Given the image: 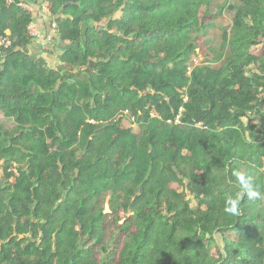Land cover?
<instances>
[{"label":"trees","instance_id":"16d2710c","mask_svg":"<svg viewBox=\"0 0 264 264\" xmlns=\"http://www.w3.org/2000/svg\"><path fill=\"white\" fill-rule=\"evenodd\" d=\"M211 3L0 0V264H264V0L193 65ZM236 172L259 195L230 215Z\"/></svg>","mask_w":264,"mask_h":264},{"label":"rangeland","instance_id":"374dc122","mask_svg":"<svg viewBox=\"0 0 264 264\" xmlns=\"http://www.w3.org/2000/svg\"><path fill=\"white\" fill-rule=\"evenodd\" d=\"M223 6L221 11H218L217 5ZM238 0H212L211 7L209 13L213 15V17L209 20L207 26L200 32L202 39L205 40L204 45L202 46L200 57H195V63H207L213 67H216L220 64V61H212L210 59L213 57V52H211L210 48H214L218 50V47L221 44V35L224 30H229L231 26V20L234 11L228 10L227 6L230 4H237ZM27 8L32 10L33 14L36 16V12L38 8L42 11V13L46 14V19H42L41 22L31 23L29 26L30 33L35 35V40L31 44V53L36 56H43L47 62V64L52 68H57L59 64H61L59 60V55L62 54L64 50V45L59 39V35L56 33L55 25L50 28V19L49 11L47 6L45 5H27ZM121 12H117L114 15V18H118ZM49 21V24H48ZM208 56H204V55ZM71 67L66 66V69ZM132 116L130 117L129 113H124L122 126L130 127L134 132L138 131V126L133 124ZM0 124L7 129H12L15 125L13 119L6 118L3 116L0 111ZM2 176V170H0V177ZM190 198V196H188ZM190 203L192 206H195V201L190 198ZM220 241L219 237H217Z\"/></svg>","mask_w":264,"mask_h":264},{"label":"clouds","instance_id":"9594fccd","mask_svg":"<svg viewBox=\"0 0 264 264\" xmlns=\"http://www.w3.org/2000/svg\"><path fill=\"white\" fill-rule=\"evenodd\" d=\"M234 176L238 189L235 194L226 197L224 206V212L230 215L239 213L240 204L245 197L251 199L259 195L258 185L252 176L242 172H236Z\"/></svg>","mask_w":264,"mask_h":264},{"label":"built area","instance_id":"2783aa9c","mask_svg":"<svg viewBox=\"0 0 264 264\" xmlns=\"http://www.w3.org/2000/svg\"><path fill=\"white\" fill-rule=\"evenodd\" d=\"M7 43H8V41H7L6 39H0V44H5V45H6ZM195 61H196V60L194 59V60H193V65H197L198 62L195 63ZM125 113H128V112L125 111ZM178 117H179V116H177V119H176L175 122H178ZM132 120H133V117H132Z\"/></svg>","mask_w":264,"mask_h":264}]
</instances>
